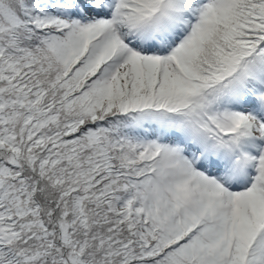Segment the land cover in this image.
Returning a JSON list of instances; mask_svg holds the SVG:
<instances>
[{
    "label": "snow or ice",
    "instance_id": "1",
    "mask_svg": "<svg viewBox=\"0 0 264 264\" xmlns=\"http://www.w3.org/2000/svg\"><path fill=\"white\" fill-rule=\"evenodd\" d=\"M0 264H264V0H0Z\"/></svg>",
    "mask_w": 264,
    "mask_h": 264
}]
</instances>
